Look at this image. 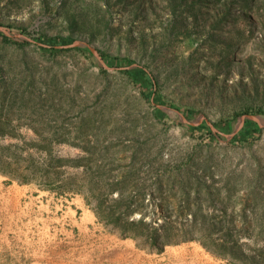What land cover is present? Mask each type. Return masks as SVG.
I'll list each match as a JSON object with an SVG mask.
<instances>
[{
  "label": "rangeland",
  "instance_id": "rangeland-1",
  "mask_svg": "<svg viewBox=\"0 0 264 264\" xmlns=\"http://www.w3.org/2000/svg\"><path fill=\"white\" fill-rule=\"evenodd\" d=\"M0 26V264H264V0H0Z\"/></svg>",
  "mask_w": 264,
  "mask_h": 264
},
{
  "label": "water",
  "instance_id": "water-1",
  "mask_svg": "<svg viewBox=\"0 0 264 264\" xmlns=\"http://www.w3.org/2000/svg\"><path fill=\"white\" fill-rule=\"evenodd\" d=\"M0 31L3 32L4 34H6L7 36H9V35H15V34H13V33H10V32L8 31V29H7L6 27H3V26H0ZM16 35H17V36H21V37H23L21 34H16ZM81 45L86 46V47L92 52V54L96 57V59H97V60H98V61H99V62H100L105 68L109 69V67H107V65L104 63V61H103L102 57L100 56L99 52H98L94 47H92L91 45L87 44L85 41H73L72 43H70V44H68V45H62V46H58V47H60V48H68V47H76V46H81ZM165 108H166V109H169V110H171V111L177 112V113L181 116L183 122L189 123V124H191V125H195V124H197V121H189L188 119H186V117H185L184 115H182V114L179 113L178 111H176V110H174V109H170V108H168V107H165ZM245 118L253 119V120H257V118H256L254 115H241V116L239 117V126H238V127H240V125L242 124V122H243V120H244ZM211 128L214 129L212 126H211Z\"/></svg>",
  "mask_w": 264,
  "mask_h": 264
},
{
  "label": "trees",
  "instance_id": "trees-1",
  "mask_svg": "<svg viewBox=\"0 0 264 264\" xmlns=\"http://www.w3.org/2000/svg\"><path fill=\"white\" fill-rule=\"evenodd\" d=\"M0 37H1V39L2 40H4V41H8V39H9V37L6 35V34H4L3 32H1L0 31ZM46 45L47 46H49V47H56V46H62L63 45V43H59V42H57V41H55L54 39H50V40H48L47 42H46ZM125 73L126 74H128L129 76H132L133 74H134V72H133V70H126L125 71ZM146 80H149L148 78H146ZM253 129H255V130H258V128H252V130ZM245 130V129H244ZM243 130V131H244ZM246 133H248L249 131H245ZM142 219V218H141Z\"/></svg>",
  "mask_w": 264,
  "mask_h": 264
}]
</instances>
